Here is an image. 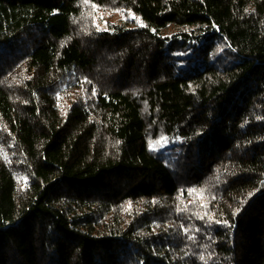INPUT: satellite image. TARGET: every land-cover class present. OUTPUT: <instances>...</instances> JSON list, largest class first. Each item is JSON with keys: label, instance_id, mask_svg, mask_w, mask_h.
Masks as SVG:
<instances>
[{"label": "trees", "instance_id": "trees-1", "mask_svg": "<svg viewBox=\"0 0 264 264\" xmlns=\"http://www.w3.org/2000/svg\"><path fill=\"white\" fill-rule=\"evenodd\" d=\"M0 264H264V0H0Z\"/></svg>", "mask_w": 264, "mask_h": 264}]
</instances>
